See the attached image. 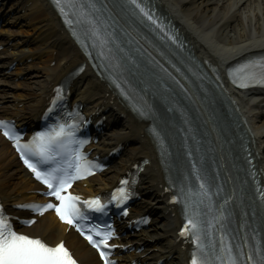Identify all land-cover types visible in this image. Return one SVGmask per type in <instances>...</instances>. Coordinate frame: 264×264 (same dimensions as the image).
I'll return each instance as SVG.
<instances>
[{
	"label": "bare ground",
	"instance_id": "obj_1",
	"mask_svg": "<svg viewBox=\"0 0 264 264\" xmlns=\"http://www.w3.org/2000/svg\"><path fill=\"white\" fill-rule=\"evenodd\" d=\"M157 1L179 26L194 55L201 61L209 60L222 68L249 53L264 49V0ZM5 8L11 16L0 31V44L5 45L0 60L6 64L16 61L18 65L9 75L0 73V116L25 120L41 107L50 84L56 83L83 60L45 0H9ZM19 75L25 79L16 82ZM229 91L248 121L254 150L260 155V178L264 181V93L257 90L238 92L231 88ZM74 99L92 111L115 108L111 111L113 115L118 117L122 113L121 106L112 100L106 86L88 69L74 83ZM120 121L122 128L106 133L102 146L94 148L104 150L119 142L127 143L125 158L121 157L103 175L80 183L78 192L92 196L111 186L132 161L151 159L150 165L141 173L139 189L145 194L141 208L154 218L147 230L136 234L135 238L129 235L124 241L123 244L143 242L145 248L142 253H131L126 258L139 257L145 252H148L145 259L172 254V259L166 264H183V250L179 245H173L177 227L173 216L175 211L166 203L162 175L153 162L155 156L147 139L142 136L144 125L134 122L129 116L121 117ZM85 183L91 184L82 187ZM40 189L21 170L10 146L0 137V193L3 203L9 205L35 199L28 192ZM26 232L51 244L64 240L74 248V254L81 262L98 264L94 252L75 235L66 234L64 227L51 214H45Z\"/></svg>",
	"mask_w": 264,
	"mask_h": 264
},
{
	"label": "snow or ice",
	"instance_id": "obj_2",
	"mask_svg": "<svg viewBox=\"0 0 264 264\" xmlns=\"http://www.w3.org/2000/svg\"><path fill=\"white\" fill-rule=\"evenodd\" d=\"M136 3V0H132ZM139 7V5H137ZM143 11V9H141ZM147 15V13H145ZM152 19L151 16L148 17ZM264 69V58L258 61H248L241 65L237 70L243 74L238 76L239 87H249L252 85H264V71H249V69ZM0 129L4 130V135L16 142V147L24 160L25 165L34 173L35 178L46 186L43 195L53 197L59 203L49 202L45 205H26L21 206L43 214L46 210L54 209L61 221L74 225L77 230L84 234V229L79 221L87 220L88 215L82 210L81 205L95 212L103 213L105 206L101 203L99 197L81 201L77 195H73L68 189L77 179H82L86 175L92 174L96 167L91 161L79 151L71 147L72 144H83L85 141L77 140L74 135L73 126L67 123L59 124L51 131L37 132L30 141L25 144L20 143V137L9 127L5 121H0ZM35 158V159H33ZM43 166V167H42ZM128 181L122 180L121 184H127ZM204 188V185H201ZM122 196L120 202L127 200V190L119 188ZM113 199H117L113 196ZM127 215V209H124ZM12 217L6 210L0 206V264H77L72 254L65 247L63 242L51 246L40 238H35L23 234L13 227ZM26 223H34L29 220ZM192 229L198 230V224L189 220ZM105 228L92 226L86 239L99 251L104 264H112L109 260L110 253L105 251L109 247L108 241L114 236L111 225ZM187 228L182 230V235ZM99 237L94 239L93 237ZM197 248L201 251L202 245L199 243V236L193 233ZM223 255L218 257L220 264H264V252L260 248L255 249V255L248 254L245 257L242 247L233 248L224 243L223 236L220 240ZM235 253V254H234ZM245 257L244 259H241ZM191 264H210L207 256L193 253Z\"/></svg>",
	"mask_w": 264,
	"mask_h": 264
}]
</instances>
